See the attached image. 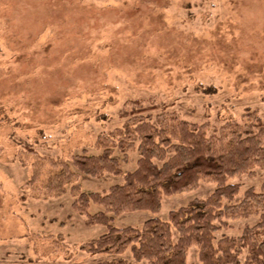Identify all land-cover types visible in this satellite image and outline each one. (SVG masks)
I'll return each instance as SVG.
<instances>
[{"label":"rangeland","instance_id":"rangeland-1","mask_svg":"<svg viewBox=\"0 0 264 264\" xmlns=\"http://www.w3.org/2000/svg\"><path fill=\"white\" fill-rule=\"evenodd\" d=\"M135 99L170 103L182 118L211 127L254 110L264 118V0H0V264L110 257L81 248L107 227L87 225L73 202L80 191H107L122 176L78 173L63 192L46 195L59 170L41 156L94 152L98 134L122 126L120 112ZM137 158L129 151L124 171ZM34 168L41 174L32 187ZM229 182L241 184L240 200L247 188H261L264 168ZM215 187L202 180L164 196L158 211L123 212L115 223L166 220ZM225 220L219 237L239 235L257 215ZM122 256L149 264L130 249ZM188 261H198L195 245Z\"/></svg>","mask_w":264,"mask_h":264},{"label":"trees","instance_id":"trees-1","mask_svg":"<svg viewBox=\"0 0 264 264\" xmlns=\"http://www.w3.org/2000/svg\"><path fill=\"white\" fill-rule=\"evenodd\" d=\"M126 104L120 112L124 124L98 134L94 152L84 148L69 158L41 156L59 170L45 186L46 195L63 192L78 173L123 178L107 191L82 190L76 196L73 206L85 223L107 227L81 248L110 256L95 264H128L122 256L128 249L134 259L149 264H264V182L259 190L247 188L240 200L241 184L229 182L237 174L264 168V118L254 110L242 121L227 119L211 127L182 118L170 103L145 105L135 99ZM134 149L136 167L124 171L122 162ZM40 174L34 168L27 184L33 187ZM202 180L214 182L215 189L171 210L166 220L150 217L141 226L115 223L123 212L158 211L164 196L195 188ZM92 204L100 209L90 212ZM253 215L257 220L245 224L239 235H217L225 219ZM194 245L198 261L189 262Z\"/></svg>","mask_w":264,"mask_h":264}]
</instances>
